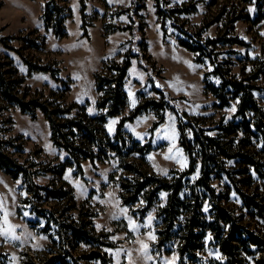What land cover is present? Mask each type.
<instances>
[{
  "label": "rangeland",
  "instance_id": "374dc122",
  "mask_svg": "<svg viewBox=\"0 0 264 264\" xmlns=\"http://www.w3.org/2000/svg\"><path fill=\"white\" fill-rule=\"evenodd\" d=\"M53 1L63 8L57 14L64 16L63 37L45 27L46 0H0V76L24 102L45 100L51 110L73 101L93 116L101 112L95 74L104 63L127 56L125 104L104 126L110 136L120 131L129 144L139 145L108 150L106 159H83L78 166L53 142L41 109L35 116L22 111L0 88V148L22 169L13 177L0 168V225L7 214L14 226L10 235L18 237L0 235V264H45L56 253L64 256L56 261L66 264H179L183 237L159 243L165 224L156 213L168 192L159 191L145 209L146 194L132 191L140 174L177 178L172 169L189 167L175 109L235 153L215 156L209 182L220 202L264 239V0H84V6L81 0ZM170 15L201 39H213L209 48L222 72L247 86L257 111L238 113L243 91L236 94L230 84L220 89L226 104L220 103L207 87L222 82L214 64L205 51L196 53L181 42L190 38ZM27 60L48 70H31ZM195 148V168L182 177L189 185L201 176ZM236 188L254 203L247 206ZM52 189L66 193L54 197ZM68 224L85 226L91 240L70 235ZM195 242L198 247L189 246L181 264H229L210 230ZM255 250L254 257L240 253L242 264H255L261 248Z\"/></svg>",
  "mask_w": 264,
  "mask_h": 264
},
{
  "label": "trees",
  "instance_id": "16d2710c",
  "mask_svg": "<svg viewBox=\"0 0 264 264\" xmlns=\"http://www.w3.org/2000/svg\"><path fill=\"white\" fill-rule=\"evenodd\" d=\"M84 6V0H81ZM83 9V8H82ZM159 12L163 11L161 7L158 8ZM63 8L57 6L53 0H46L44 8V23L46 28H52L55 35L63 37L66 31L63 27L64 16L57 19V14L61 13ZM170 18L181 33L187 35L190 39L181 38V42L189 49L198 53L205 51L210 61L214 64V72L221 78V85L215 86L209 84L207 87L216 95L221 104H226L220 89L230 84L236 90L243 91L240 96L238 113L250 108L257 111L258 105L252 99L251 93L242 83L233 82L226 78L222 72L219 62L214 54H212L209 44L213 39L203 40L199 36L184 29L178 23L173 15ZM208 51V52H207ZM31 70H48L46 66L35 65L26 61ZM130 63V58L125 57L121 62L111 61L103 64L102 68L95 74L96 87L100 93L98 100V108L101 112L96 115H88L86 110L77 103L71 101L67 107H60L58 104L50 110L45 100H38L32 98L24 102L18 94L13 93L9 87L6 78L0 76V88L6 100L14 102L20 106L24 112H30L35 116V109H41L45 117L48 119L51 128V137L53 142L65 149L72 158L78 162L83 159H89L95 162L97 159L103 160L108 157V150L123 151V148L129 145H139L138 141L132 140L131 144L126 141L124 134L120 131L115 136H110L105 129V123L108 116L118 114L125 104V91L123 89V81ZM163 92V90H159ZM59 106V107H58ZM77 111L75 115H67L73 109ZM140 109L137 108L136 112ZM178 117L179 124V140L181 145L185 148L190 157V165L186 170L181 172L172 169L170 173H179L177 178H168L167 176H159L154 173L140 174V180H137L133 192L143 191L146 194L145 199L147 204L145 209L153 205L155 195L161 191L166 190L167 201L164 206L159 208L156 213V218L165 224L164 229L158 231L160 236L159 243H165L173 237L182 236L183 239L179 241L178 251L180 254L179 264L184 262V256L189 250L198 247L195 242L198 238L205 235L206 230L212 233V240L219 246L220 250L225 254L226 260L229 264H242L240 260V253L254 255L256 254V247L261 248V254L255 260V264H264V239L253 232L248 225L244 224L239 217H236L232 210L225 204L220 202L216 194L214 186L209 182L210 174L213 171L210 166L212 161H215L216 155H224L227 158L233 157L235 153L230 152L225 146L221 144L219 139L215 136L205 134L203 130L196 125L193 118L188 114L175 109ZM135 112V113H136ZM134 115V114H133ZM133 115L129 116L132 117ZM189 129L193 133V138L189 137ZM91 145L98 148V151H93ZM148 147V144L146 145ZM198 147V154L201 155V176L192 184H186L182 177H187L195 168L196 154ZM98 154H102L100 157ZM67 163L73 161L67 160ZM131 169H136L132 164L127 166ZM0 168L5 172L17 177L22 171L20 164L14 158L6 154L0 148ZM236 192L240 194L247 206L252 205L253 198L247 196L240 189L236 188ZM65 191L61 189H52L50 194L54 197H62ZM192 199V203L190 204ZM188 201H190L188 203ZM207 202L208 209L204 211V203ZM257 205V204H254ZM67 230L70 235L75 236L79 240H91L89 231H86L85 226L68 224ZM68 233V232H67ZM193 251V250H192ZM191 253V252H190ZM93 255L100 256V252H93ZM59 253L51 256L45 264L57 262L60 258ZM58 264H66L64 262H57ZM29 264H34L30 262Z\"/></svg>",
  "mask_w": 264,
  "mask_h": 264
},
{
  "label": "snow or ice",
  "instance_id": "6c2138e0",
  "mask_svg": "<svg viewBox=\"0 0 264 264\" xmlns=\"http://www.w3.org/2000/svg\"><path fill=\"white\" fill-rule=\"evenodd\" d=\"M134 103L135 102L133 101V104ZM6 215L7 214H5V220H4L3 224L0 225V235L4 236L5 239H13V240L18 239V237H15L14 235H10V233H12V231H13L14 226H11V225L8 224L7 219H6ZM150 222L151 221L149 220V223ZM131 227H132V229L134 231L136 230V225L135 224H132ZM149 238L152 239V240L155 239V237L152 236L151 234H150ZM142 249L146 252L147 249H148V245L147 244H142Z\"/></svg>",
  "mask_w": 264,
  "mask_h": 264
}]
</instances>
